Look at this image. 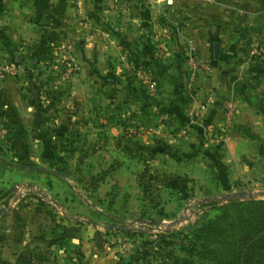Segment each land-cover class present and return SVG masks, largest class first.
<instances>
[{
    "label": "rangeland",
    "instance_id": "1",
    "mask_svg": "<svg viewBox=\"0 0 264 264\" xmlns=\"http://www.w3.org/2000/svg\"><path fill=\"white\" fill-rule=\"evenodd\" d=\"M21 4L25 14L34 13L30 0H0V16L13 18ZM73 7L64 27L72 33L74 13L72 37L45 39L46 27L37 26L33 32L40 34L33 36L9 18L0 22V264H172L189 257L181 241L227 201L205 197L264 190V0H77ZM127 17H135L134 26ZM169 74L171 88L160 84ZM128 96L147 102L144 115L157 117L163 131L185 129L188 118L197 119L205 135L192 148L205 169L193 157L175 167L173 144L158 134L157 156L128 152L114 135L106 139L99 119L140 114L121 106ZM72 98L78 101L75 117L81 124L91 118V126L96 120L102 134L80 122L76 135L57 132ZM155 99L157 109L148 104ZM167 100L175 106H165ZM242 104L249 124L239 131L238 147L248 154L232 158L225 138ZM32 105L34 120L28 116ZM207 109L220 113L216 132L215 122L201 116ZM44 126L54 135L30 133ZM111 143L117 154H104ZM215 157L224 159L219 171L226 178L216 174ZM128 158L131 164L117 169ZM18 186L28 187L23 195H13ZM111 224L140 229L126 233ZM53 240V248H45Z\"/></svg>",
    "mask_w": 264,
    "mask_h": 264
},
{
    "label": "crops",
    "instance_id": "2",
    "mask_svg": "<svg viewBox=\"0 0 264 264\" xmlns=\"http://www.w3.org/2000/svg\"><path fill=\"white\" fill-rule=\"evenodd\" d=\"M30 1L32 3L31 8H33V10H34V13L32 15H31V13L25 14L28 11V8L25 5L22 6V4H21V6L17 5L18 13L15 14V16L13 14V18H12V16L6 18V17H3V15H1L0 16V22L3 20V18H5V19L9 18L8 19L9 24L12 23L14 25L21 26L25 29L27 27L30 29V31H31L30 34H32L33 36H39V34H40V33L38 34L36 32H33V31H37V26L46 27V30L48 32H47V34L46 33L43 34V36H46L45 39H51V38L52 39H61L64 36L72 37V35H73L72 33L74 32V30L76 28V25H74V23H73L75 20L74 19V13L73 14L71 13L72 18L70 19V21L72 22V28H71L72 33L71 34L68 33V31H66L65 28L67 27V22H69V17H70L69 16V14H70L69 10L70 9L76 10L75 7H73V6H74L75 2H77V0H73L71 6H69L68 3H64L63 0H30ZM44 1H46V2H44ZM45 6H47L46 9L44 8ZM20 10H23L24 13L21 14ZM65 11H66V13H65ZM134 19H135V17H127L126 18V21L128 22L127 23L128 26H131V27H132V25L134 26ZM154 70H155V72H157L156 67H154ZM165 77L166 76L162 77V79H161L162 83H160V84L165 83L166 87L171 88L175 84V82L173 81L174 78L172 77V75L168 76L166 79H165ZM209 80L212 82L213 77ZM58 102L61 103V101H58ZM141 102H142V100H137V101L131 100L130 96H128L127 99H123V101L120 102L121 106L125 107L126 111H130V110L132 111V110L136 109L140 113L139 115H132V114L126 113L125 115L127 117L125 116L126 119L122 120V121H116L114 117L107 116L108 114L103 119H99L100 120L99 122H105V126H103L105 128L102 131L103 136L106 139H109L110 141H112L113 135L116 138H121L122 141H120L121 145L119 147L123 146V144L125 146H128L127 147L128 152H131L134 150L136 152H141L143 154H148V153L152 152L153 155L157 156V134H158L159 138L165 139L166 141H169V143L173 144L171 146H174L173 153L175 152V154H176V158H175V160H173L175 162L174 163L175 167L178 168L179 164L182 167V165H184V162L182 160L188 161L189 159H186L187 157H190V158L193 157V160L199 159L198 166L201 165L202 166L201 169L204 170L205 165L203 164L204 162L201 158L202 154L200 153V155H201L200 156L198 154V152L195 150L198 147L197 143H201V141H200L201 136L205 135V129L200 130L201 127H199V125H196L197 119L188 118L183 124L186 127L185 129L181 128V130H179L180 128H176L175 131H173V132H169L168 130L163 131L162 129H160V125H157V117L154 118L153 114H145L144 115V111L142 109H143V105L146 106L147 102H145V103H141ZM77 104H78V101L74 98L71 99V102L69 104H64L70 108L68 110L69 114L67 115V118L64 121L66 123V125L62 124L61 129L56 128L58 133L61 132V130H65L66 132L72 131L74 133V135L79 133V131H80V128H79L80 119H79V117H75V112H74V107H77ZM148 104H150L151 107L157 109V99H155L153 101H149ZM106 105L109 106L110 108L112 107L114 109V105H110V104H106ZM168 105L169 106H171V105L175 106L174 103H170L169 100H167V104H165V106H168ZM57 106H59V105H57ZM245 110H246V108L244 107V105L243 104L240 105L239 109L237 110L236 115L234 116V118L232 120V122L230 123V125H228L229 128H228V131L226 133V138H225V150H226V153L228 155H231L232 158H237V156H239V155L248 154L246 151H244L242 149V147H238V144L241 143V140H242L241 138L244 135L242 132L240 133L239 131L243 130V126H244L243 123L249 124L247 122V119H245V116H244ZM42 112H45V111H41L40 113L42 114ZM134 113H135V111H134ZM28 116L32 120H34L35 118H38L37 110H35L33 105L31 106V110L29 111ZM201 116L203 117L205 122H209V123L215 122L214 125H212V126H213L214 132H216V129L214 128V126H217L216 124H220V121H219L220 113H219V111L207 109L206 111L203 112V114ZM55 117H56V119L58 118L57 114ZM59 119H61V118H59ZM83 120L85 122H83L82 124L80 122V124L82 126H84L85 129H86V127L90 126V128L93 127L92 130H94V131L96 130L95 134H102V133H99V131H97V129H96V125H100V123H98L96 120H93L94 126H91L92 125L91 118L83 119ZM57 122H58V120H57ZM44 123L47 125L48 120L44 121ZM84 123H86V124L84 125ZM121 123H123V124H121ZM211 124H213V123H211ZM136 125H142L143 130L141 132H137V133L132 132V127H134ZM262 126L264 127V124H262ZM238 128L240 130H238ZM127 129H128V131H127ZM50 130H51L50 128L47 129V127L44 126V127H41L39 129L34 130V132L31 130L30 133L31 132L34 133V135L36 137H42L44 135L46 137H50L51 135H54ZM99 130H100V128H99ZM87 131L90 132V129H87ZM44 132H45V134H44ZM88 132H87V134H88ZM180 132L183 134H181ZM217 133H219V131ZM217 133H216V136H217ZM62 134H64V133H62ZM176 134H178L179 136H175ZM182 137H183V139H182ZM178 144H182V145H178ZM246 144H248V142ZM125 146H123V147H125ZM178 146L180 148L177 150ZM192 147H194L195 150ZM185 148H186V150L188 149V151L185 152L184 151ZM46 149H47V146H46ZM48 149H49V147H48ZM117 150H118V147H115L114 144L111 143L108 145L107 149L103 150V153L110 155V154L115 152L117 154ZM168 153H172V151H170ZM168 153L166 151L165 155ZM249 153L252 155L255 154L256 148L254 147L253 149H251V151H249ZM48 155H49V157L51 156L50 152ZM147 156L149 157V155H147ZM41 158H44V157H41ZM180 159H182V160H180ZM44 160L51 161L49 158L44 159ZM227 160L228 159L225 158V161H227ZM129 163L131 164V160L129 158L124 159V161L120 160L119 163H117V169L119 168L120 170L121 169L124 170L127 168V164H129ZM193 163H194V161H193ZM213 163H214L213 165H214L216 174H218V175L220 174V177H221V175H223V177L226 178V176H228L226 174V171L223 170L222 171L223 174H221L219 171L221 169V165H223V163H224V159H219V158L215 157ZM189 165L190 164H188L186 167L185 166L183 167V169H185L186 171H184L183 169L182 170L186 173L189 172V169L187 168V167H190ZM47 179L50 181V183L53 184L54 179H52V177H49ZM71 239L73 240L74 238L71 237ZM53 245H54L53 243H49L48 245H46L47 247H45V248H48L50 250L51 248H53ZM31 247H32V244L29 242H26L25 245L23 246L24 249H28V250H30ZM29 252H30V254H29V256H30L32 251L30 250ZM56 256H59V255L57 254Z\"/></svg>",
    "mask_w": 264,
    "mask_h": 264
},
{
    "label": "trees",
    "instance_id": "3",
    "mask_svg": "<svg viewBox=\"0 0 264 264\" xmlns=\"http://www.w3.org/2000/svg\"><path fill=\"white\" fill-rule=\"evenodd\" d=\"M185 238L181 246L189 257L172 264H264V199L229 197L213 219Z\"/></svg>",
    "mask_w": 264,
    "mask_h": 264
},
{
    "label": "water",
    "instance_id": "4",
    "mask_svg": "<svg viewBox=\"0 0 264 264\" xmlns=\"http://www.w3.org/2000/svg\"><path fill=\"white\" fill-rule=\"evenodd\" d=\"M218 47H219V43L218 42H214L212 45V51H213V56L217 55V51H218ZM36 168H40L43 169L49 173H58L60 174L59 171L56 170H52V169H48V168H43V167H39V166H35ZM247 195V194H257V195H264V190H258L256 192H250V191H244V190H239V191H232L230 193H221L220 195H210L209 197H205V199H209V198H213V199H217V200H227L229 197H235V196H241V195ZM178 220V218H175L172 222H176ZM116 227L117 229H120L122 231L125 230H132V229H140L137 226H131V225H122V226H113Z\"/></svg>",
    "mask_w": 264,
    "mask_h": 264
},
{
    "label": "built area",
    "instance_id": "5",
    "mask_svg": "<svg viewBox=\"0 0 264 264\" xmlns=\"http://www.w3.org/2000/svg\"><path fill=\"white\" fill-rule=\"evenodd\" d=\"M232 112V109L228 107V110H227V115H229L230 113ZM28 187L27 186H23V187H17L16 189V192L13 193V195H16V194H21L23 195L25 193V190L27 189Z\"/></svg>",
    "mask_w": 264,
    "mask_h": 264
}]
</instances>
